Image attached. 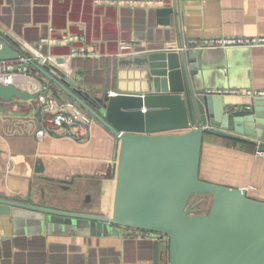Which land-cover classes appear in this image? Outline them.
I'll return each mask as SVG.
<instances>
[{"label": "crops", "instance_id": "crops-1", "mask_svg": "<svg viewBox=\"0 0 264 264\" xmlns=\"http://www.w3.org/2000/svg\"><path fill=\"white\" fill-rule=\"evenodd\" d=\"M165 3L175 10L169 27L159 24L156 7L0 0V33L36 61L55 64L63 58L58 68L96 97L145 89V76L133 61L136 54L173 49L182 40L264 37V0ZM70 37L79 40L64 42ZM72 49L83 56L70 58ZM201 54L204 87L239 92L224 95L226 104H247L251 98L246 91H264V46L206 49ZM37 73L30 75L41 81ZM53 86L49 93L65 101ZM39 114L36 100L0 101V196L24 201L29 194L35 205L111 216L116 140L97 123L87 131L75 129L76 136L57 129L38 137ZM37 162L40 174L35 173ZM199 178L244 188L249 197L264 201V157L255 145L204 134ZM40 225L32 221L13 227L0 221V264H168L167 246L142 238L139 231L112 228L92 235Z\"/></svg>", "mask_w": 264, "mask_h": 264}, {"label": "water", "instance_id": "water-1", "mask_svg": "<svg viewBox=\"0 0 264 264\" xmlns=\"http://www.w3.org/2000/svg\"><path fill=\"white\" fill-rule=\"evenodd\" d=\"M174 12L156 9L159 24L169 27ZM171 49L133 57L145 76V89L137 93L91 96L58 68L63 58L17 67L38 72L42 82L57 87V95L116 140L110 167L115 191L109 217L35 205L29 194L24 201L0 196V221L13 227L34 221L92 235L112 228L161 234L168 238V264H264V201L249 197L244 188L199 178L204 134L255 145L264 155V97L226 104L224 95L204 87L203 50ZM21 55L0 33V60ZM37 95L0 85L2 102L31 101ZM41 172L37 162L35 173ZM203 196H211L212 204L208 214H197L200 201L195 200Z\"/></svg>", "mask_w": 264, "mask_h": 264}, {"label": "built area", "instance_id": "built-area-1", "mask_svg": "<svg viewBox=\"0 0 264 264\" xmlns=\"http://www.w3.org/2000/svg\"><path fill=\"white\" fill-rule=\"evenodd\" d=\"M72 1V0H67ZM96 4H114L117 6H137L142 5L146 8H162L166 6L165 0H95ZM8 39V38H7ZM9 40V39H8ZM79 40L78 37H70L64 39V42H72ZM11 43L12 41L9 40ZM46 41L42 39L41 42ZM13 44V43H12ZM264 46V37H216L204 38L198 40L184 41L183 45H178L171 50H197V49H224L232 47H254ZM15 47H17L15 45ZM22 55L18 60L3 61L0 60V85H14L19 91L27 92L29 94L37 93L35 99L40 105L39 124L40 129L37 132L38 137H43L55 130H65L68 135H74L75 129L79 128L87 131L88 127L93 123V118L82 113L78 108L68 103L67 101L59 102L55 97L49 93L50 86L47 83L32 77L31 71L25 68L17 69L19 65L28 64L36 59L24 52L21 47H17ZM70 58L80 57L83 54L71 50ZM44 63L45 59H40ZM215 94H239L235 90L227 91H212ZM247 97H264V91H246ZM263 157L264 155L261 154ZM142 238L158 239L164 245H168V238L161 234H154L146 231H139Z\"/></svg>", "mask_w": 264, "mask_h": 264}, {"label": "rangeland", "instance_id": "rangeland-1", "mask_svg": "<svg viewBox=\"0 0 264 264\" xmlns=\"http://www.w3.org/2000/svg\"><path fill=\"white\" fill-rule=\"evenodd\" d=\"M109 177H111V175ZM199 201H200V203H199L198 207L196 208L195 213L206 214L208 212V210L210 209V206L212 204L211 196L198 197L195 200V202H199Z\"/></svg>", "mask_w": 264, "mask_h": 264}, {"label": "trees", "instance_id": "trees-1", "mask_svg": "<svg viewBox=\"0 0 264 264\" xmlns=\"http://www.w3.org/2000/svg\"><path fill=\"white\" fill-rule=\"evenodd\" d=\"M66 1H67V0H66ZM31 74H32V75H35V73H33L32 71H31ZM208 212H209V210H208ZM208 212H207L206 214H208Z\"/></svg>", "mask_w": 264, "mask_h": 264}]
</instances>
